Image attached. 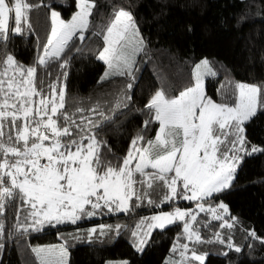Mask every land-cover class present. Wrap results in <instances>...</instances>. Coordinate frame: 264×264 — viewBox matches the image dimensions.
I'll use <instances>...</instances> for the list:
<instances>
[{
    "label": "snow or ice",
    "instance_id": "obj_1",
    "mask_svg": "<svg viewBox=\"0 0 264 264\" xmlns=\"http://www.w3.org/2000/svg\"><path fill=\"white\" fill-rule=\"evenodd\" d=\"M74 3L76 10L65 19L58 5L45 0H0V253L6 239L163 205L172 210L142 216L131 228L137 251L155 230L180 224L165 264H205L209 253L198 251L203 244L240 253L232 236L239 219L226 203L214 201L233 186L245 156L264 153L249 142L245 127L264 113V81L228 80L217 101L207 83L230 70L200 59L177 95L161 87L135 109L144 119L126 152L117 155L106 128L133 104L137 58L146 42L130 9L113 5L106 21L97 23L98 0ZM41 7L48 10L49 32L42 43L36 37L33 60L25 64L8 46L15 37L34 34L31 15ZM93 37L99 44L90 49ZM86 51L105 66L98 84L116 77L126 81L115 95L105 94L110 99L90 97L87 105L68 95L72 62ZM181 200L194 206L182 208ZM125 228L101 223L85 235L92 242ZM248 236L261 239L255 230ZM60 238V244L31 248L39 264H69V240H81L82 230Z\"/></svg>",
    "mask_w": 264,
    "mask_h": 264
},
{
    "label": "trees",
    "instance_id": "obj_2",
    "mask_svg": "<svg viewBox=\"0 0 264 264\" xmlns=\"http://www.w3.org/2000/svg\"><path fill=\"white\" fill-rule=\"evenodd\" d=\"M45 3L58 5L57 10L65 19L76 10L74 0H45ZM98 3L100 15L96 17L97 23L106 21L113 5L125 7L133 12L146 42L145 51L137 58L139 72L132 90L133 104L124 110V115L116 118L115 125L106 128L105 138L117 155L126 152L130 138L144 119L135 109L143 107L158 88L164 87L177 95L189 84L193 64L200 59L207 57L230 70L207 83L208 94L217 101L221 99L220 85L228 80L264 81V0H98ZM31 23L34 34L23 38L30 42L29 51L21 42L16 44V51L8 46L25 64L33 60L36 37L42 43L48 35V10L41 7L33 11ZM98 44L99 41L93 37L88 48L94 49ZM104 70L103 63L87 51L83 58L74 59L68 81L70 100L79 99L87 105L90 97L94 101L110 99L105 97L108 93L115 95L126 81L116 77L103 85L98 84ZM245 127L249 142L264 147V113H258ZM155 128L153 125L150 137L155 135ZM220 201L226 203L231 214L239 219L232 236L242 251L237 253L220 244L200 245L199 252L209 253L205 264H264V243L261 242L264 239V153L244 157L233 186L215 197L214 202ZM178 205L192 206L186 201H180ZM172 207H142L129 215H99L82 220L78 225L48 227L41 232L6 239L3 253H0V264H39L31 252L32 247L60 244L62 235L68 237L77 228L82 230L83 238L69 240V264H105L121 240L132 241L130 230L140 217L170 211ZM11 223L7 221L6 225L11 227ZM101 223L127 225V228L119 235L112 232L89 242L85 235L87 229ZM214 224L218 225V222ZM181 230L180 224L163 231L155 230L143 251L135 250L131 254L128 264H165L171 255L173 240ZM250 230H255L261 239L253 240L248 236ZM203 234L210 235L207 232ZM223 252H228V255H222Z\"/></svg>",
    "mask_w": 264,
    "mask_h": 264
},
{
    "label": "rangeland",
    "instance_id": "obj_3",
    "mask_svg": "<svg viewBox=\"0 0 264 264\" xmlns=\"http://www.w3.org/2000/svg\"><path fill=\"white\" fill-rule=\"evenodd\" d=\"M22 43H23V41H22ZM24 44L26 45L25 46V48H27V51H29V49H30V44H29V42H24ZM10 46L12 47V48H14V50L16 49V46L14 45V43L13 42H11V44H10ZM27 57H28V55H27ZM182 201V200H181ZM178 202H180V201H178ZM194 205H192V206H182V208H190V207H193ZM148 208V207H147ZM160 212V211H159ZM154 213H156V212H154ZM151 214H153V213H151ZM150 214V215H151ZM143 216H148V215H143ZM129 246V249H128V251H127V249H125L126 248V246ZM132 245V243L130 242V241H127V240H121L114 248H115V250H114V248H113V251L109 254V256H108V258H107V260H106V263L105 264H108V262H112V264H117V262H119V261H128L129 262V258H130V256H131V254L135 251V250H133L130 246ZM117 249H119V251L117 250ZM197 264H198V262H197Z\"/></svg>",
    "mask_w": 264,
    "mask_h": 264
},
{
    "label": "crops",
    "instance_id": "obj_4",
    "mask_svg": "<svg viewBox=\"0 0 264 264\" xmlns=\"http://www.w3.org/2000/svg\"><path fill=\"white\" fill-rule=\"evenodd\" d=\"M22 41H23V43H24L26 40H23V39H21V38H19V37H15V38H13V40H12L11 42H13L14 45L16 46V44H17L18 42H21V43H22ZM11 42L9 43V47L11 48L12 51H14V48H12V47L10 46ZM26 42H29V41H26ZM29 43H30V42H29ZM24 46H25V44H24ZM16 50H17V49H15V51H16ZM30 53H31V52H30ZM130 242L132 243V241H130ZM130 247H131L133 250H136V249L133 247V245H131ZM126 248L129 249V246L127 245Z\"/></svg>",
    "mask_w": 264,
    "mask_h": 264
}]
</instances>
